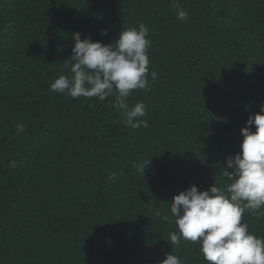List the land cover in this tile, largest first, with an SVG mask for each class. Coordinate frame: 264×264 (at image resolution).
Wrapping results in <instances>:
<instances>
[{
  "label": "trees",
  "instance_id": "1",
  "mask_svg": "<svg viewBox=\"0 0 264 264\" xmlns=\"http://www.w3.org/2000/svg\"><path fill=\"white\" fill-rule=\"evenodd\" d=\"M0 264H264V0H0Z\"/></svg>",
  "mask_w": 264,
  "mask_h": 264
}]
</instances>
